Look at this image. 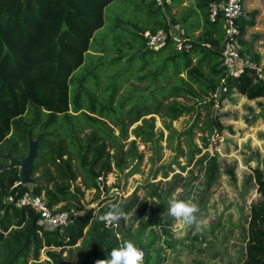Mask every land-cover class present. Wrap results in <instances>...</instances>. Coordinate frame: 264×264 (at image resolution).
<instances>
[{
    "label": "trees",
    "instance_id": "trees-1",
    "mask_svg": "<svg viewBox=\"0 0 264 264\" xmlns=\"http://www.w3.org/2000/svg\"><path fill=\"white\" fill-rule=\"evenodd\" d=\"M114 1L0 0V166L8 163L1 154L10 151L12 157L23 158L28 137H39L31 173L33 194L42 196L46 205L58 212L76 206L82 210L72 222L45 228L38 223L39 214L33 208L15 206L29 190L21 182L19 167H0V264H42V252L52 264H95L125 239L145 251L144 264H148L155 234L150 230L145 242L143 235L160 221L174 185L169 191H147L160 205L151 207L150 219L134 234L96 219L108 210L111 197L83 209L80 196L84 189L100 194L101 181L113 168L124 172L142 159L135 139L128 141L126 148L123 142L129 126L140 117L160 114L175 119L194 109L177 97L191 96L205 107L213 105L215 99L221 102L229 98L234 91L248 99L264 97V79L253 69L233 77L222 65L223 18L220 15L212 21L208 11L209 3L217 0H195V7L180 17L171 12V6L184 0H171L165 12L154 0H119L122 10L111 17L108 36L98 37L105 10ZM256 13L241 17V36L255 25ZM168 20L185 25L191 43L187 52H176L170 41L159 51L145 49L143 32L165 28ZM197 31V37L191 35ZM92 52L97 54L96 62ZM104 56L110 57L103 60ZM150 64L156 66L148 69ZM131 77L149 80L154 87L146 96L120 93ZM152 120L143 118L132 129L135 138L144 142L157 139ZM204 123L209 133L223 128L209 113ZM166 127L171 129L170 121ZM186 134L191 161L198 149L192 143L193 132ZM203 142L207 145L205 138ZM177 150L183 151L180 147ZM198 163L204 169L206 184L211 185L218 171L217 156L205 154ZM131 168L129 174L138 170L137 165ZM254 179L262 199L250 206L244 252L236 264H264V171L255 169ZM134 199L121 207L126 216ZM144 210L145 205L141 214ZM73 248L80 250L78 260L63 256Z\"/></svg>",
    "mask_w": 264,
    "mask_h": 264
},
{
    "label": "rangeland",
    "instance_id": "rangeland-1",
    "mask_svg": "<svg viewBox=\"0 0 264 264\" xmlns=\"http://www.w3.org/2000/svg\"><path fill=\"white\" fill-rule=\"evenodd\" d=\"M191 7H195V0H184L180 4L172 5L171 12L180 17ZM121 10L119 0L106 8L104 26L96 32V36H108L111 17L121 13ZM252 11H257L255 25L245 30L239 39V46L242 54L259 63L264 71V0H246L243 4V18H250ZM199 34L200 31H197L191 35L197 37ZM96 55L92 52L94 62L98 59H95ZM156 59L157 57L153 58ZM155 66L150 64L147 68L152 69ZM167 73L171 75L170 67L167 68ZM149 82L137 81L131 77L119 92L146 96L154 87ZM159 84L165 86L164 81H159ZM220 91L217 90L216 97L220 95ZM176 100L186 105H194V109L175 119L160 114H147L130 125L127 139L123 142L126 148L128 141L135 139L139 151L142 152V159L132 163L137 165L138 170L129 174L132 165L124 172L113 168L105 180L101 181L100 194L97 190L83 187L81 206L83 209L97 206L108 196L111 197L108 201L122 207L135 198L127 218L121 219L117 224L123 232L134 234L143 221L150 219L151 207L154 204L160 205L157 198L150 196L147 191L150 188L169 191L174 185L168 192L167 201L178 198L196 203L202 230L185 227L181 221L169 215L167 206L160 214V221L148 227L143 235L145 242L150 230L155 234L148 264H236L244 252L250 206L262 199L254 173L255 169L264 171V97L248 99L234 91L229 98H224L221 102L215 99L213 105L206 107L191 96H179ZM208 113L219 119L223 126L220 131L213 130L209 133L204 129V120ZM151 117L153 133L157 139L144 142L135 138L132 129L141 124L143 118ZM169 121L171 129L166 127V122ZM113 129L118 134V127L114 126ZM190 130L193 132L192 143L198 149L191 161L187 157L186 141V133ZM160 133L161 137L158 136ZM203 138L207 145H204ZM177 147L183 151L179 152ZM205 154L215 155L218 160V171L211 185L206 184L204 169L198 163V159ZM18 167L20 169L19 165ZM25 184L29 189L32 188L30 183ZM143 205L145 210L141 214ZM72 208L82 211L77 206ZM117 225L115 224L116 227ZM79 251L76 248L71 252L66 250L63 256L78 260ZM39 262L52 264L46 261L43 252Z\"/></svg>",
    "mask_w": 264,
    "mask_h": 264
},
{
    "label": "built area",
    "instance_id": "built-area-1",
    "mask_svg": "<svg viewBox=\"0 0 264 264\" xmlns=\"http://www.w3.org/2000/svg\"><path fill=\"white\" fill-rule=\"evenodd\" d=\"M246 0H217L208 5L209 18L214 21L220 15L223 18V38L221 47L222 65L228 75L239 77L247 68L253 69L256 74L264 79V71L259 63L253 62L250 58L240 52L239 39L241 37L239 21L243 17V4ZM164 12L171 0H154ZM145 49L149 51H159L164 48L168 41L172 44L176 52H187L191 48V43L185 28L181 22L168 20L165 28H160L155 32L144 31ZM210 47V44H206ZM224 91L225 87L222 88ZM9 200H12L9 198ZM15 206H29L39 214L38 223L45 228H55L72 222L79 214L75 208L67 211H55L49 208L42 196L34 195L30 188L15 203Z\"/></svg>",
    "mask_w": 264,
    "mask_h": 264
},
{
    "label": "clouds",
    "instance_id": "clouds-1",
    "mask_svg": "<svg viewBox=\"0 0 264 264\" xmlns=\"http://www.w3.org/2000/svg\"><path fill=\"white\" fill-rule=\"evenodd\" d=\"M198 212V205L192 201L178 198H171L168 201L169 215L181 221L185 227L202 230ZM126 218V213L116 203L110 204L106 212L96 217L98 221L108 225L118 224L121 219ZM144 258V251L134 241L125 239L111 249L106 259L97 260L95 264H144Z\"/></svg>",
    "mask_w": 264,
    "mask_h": 264
},
{
    "label": "water",
    "instance_id": "water-1",
    "mask_svg": "<svg viewBox=\"0 0 264 264\" xmlns=\"http://www.w3.org/2000/svg\"><path fill=\"white\" fill-rule=\"evenodd\" d=\"M39 137L33 139L31 136L28 137V148L27 153L23 158L16 159L12 157L10 151L7 153L1 154V157L10 162L5 165H1L0 167L6 166H20L19 175L22 183H30L32 185L33 178L31 176L33 165L35 159L38 157L39 150Z\"/></svg>",
    "mask_w": 264,
    "mask_h": 264
}]
</instances>
